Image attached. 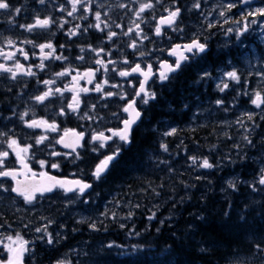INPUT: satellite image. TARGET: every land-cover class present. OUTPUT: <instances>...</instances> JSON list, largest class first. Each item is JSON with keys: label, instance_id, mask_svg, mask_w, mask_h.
Segmentation results:
<instances>
[{"label": "flooded vegetation", "instance_id": "1", "mask_svg": "<svg viewBox=\"0 0 264 264\" xmlns=\"http://www.w3.org/2000/svg\"><path fill=\"white\" fill-rule=\"evenodd\" d=\"M122 1L90 0L88 4L90 11L85 12L78 5L77 11L72 17L67 15V11H71V5L67 4L66 0H45L43 5L38 0H8L11 9L0 10V49L5 52L16 53L12 61H5L0 56V63L14 66L15 61L19 60L25 68L31 66L36 73L35 76L19 75L16 80H12L10 74L0 73V132L16 137L22 147L28 144L33 145L26 159L28 167L32 171L37 173L45 171L59 180L78 179L92 184L90 191H87V194L82 197L78 193H64L57 189L53 193L38 198L33 204H29L31 206L29 211L42 216L39 221L43 222H38L37 226L42 227L50 220L52 221L51 224H48L50 230L53 232L55 229L65 230L64 238L58 243L51 247L43 245L44 250L51 252L46 261L49 264L53 261L52 253L68 239L71 230L68 226L69 223H65V225L60 223L61 213H64L63 216L65 217H68L69 211L71 214L78 212L103 214L105 213L106 201L110 198L109 188L118 194L125 190V184L122 181H125L126 168L124 165L127 162V148H131V146L128 147L129 143L121 145L117 139L116 143L109 142L110 147L100 149L99 152H93L89 143L81 141L84 144V147L78 148L81 159L76 160L74 156L66 158L63 155L58 157L50 155L53 150L61 153L71 151L56 143L64 136L65 130H69L70 134L68 142L65 143H72L74 137L71 130L85 132L87 141H91V133L94 131L122 127L121 121L126 118V114L122 113L121 109L127 100L121 101L118 95L107 97L104 92H125L129 98L135 96L133 87L138 89L139 81L131 77L121 78L112 70L116 68L117 70L130 71V68L123 64L125 58L128 59L131 66L141 63L142 67H145L148 63H153L158 68L159 65L156 62L161 59L174 63L175 57L169 56L167 51L173 45L190 43L194 38L205 43V51L195 55L187 54L191 58L183 64L179 71L172 74L170 79L163 83L159 81L158 77L154 81L150 80L146 87L148 91L156 94L155 99H150L147 104L140 103L138 105V110L141 111L142 116L132 131L131 141L134 139L136 141L141 136V131L144 130L143 119L152 110L157 111L165 106L160 99V91L166 88L167 92H173L181 85L188 94L182 102L183 121L171 122L174 108L170 100L167 102V109L163 110L168 120L165 118L158 119L151 126L146 125L145 129L156 132V144L160 140L159 132L162 133L167 128L170 131L173 128L177 130L172 135V140L175 151L183 149L185 160H183L182 165L185 174L184 180L188 184L189 197L190 184L193 179L199 181L200 190L204 192H207L206 183L214 181L215 190L211 191V194L219 197L224 194L218 186L222 180L236 182L235 179L242 177L257 179L260 175V171L240 170L236 160L239 150L237 145H240L243 150L250 149V151L256 152L263 150L261 154L264 153V144H262L264 141V105L261 108H255L251 103V99L254 97L253 92L258 85L264 87V20L258 19L255 25L247 22V31L237 36L235 30L242 27V24L234 22L240 18L239 11L233 9L231 13H226L225 16L219 14L223 10L222 6L233 2V0H200V8L193 7L196 0H175L176 5L181 9L177 21L172 28L164 26L162 35L156 36L154 32L155 22L162 15H167L164 9L172 7L173 0H160L159 4L156 3V0H151L155 5L154 9H148L141 13L140 18L135 16L133 9H138L140 3H147L149 0H133V4H128L125 0V7H120ZM61 5H65L67 10L61 12ZM258 6H264V0H248V4L242 7L247 11ZM16 8L21 9L20 13L15 12ZM96 12L101 13V26L103 27L105 23L109 25L103 32L94 27H88L97 22ZM37 16L40 18L51 17L55 23L50 24L45 29L36 28L32 32H27L18 27L21 24L33 23ZM81 17H87V19ZM61 20L67 21L63 28L60 26ZM135 23L141 25L143 34L148 36L147 40L141 41L134 32L128 36L122 35L129 27L134 28ZM209 24H212L213 27H209ZM76 25H80L81 29L88 28V31H80L78 35L69 38L68 31L75 28ZM116 25L121 27L117 28ZM229 27L234 31L228 33ZM108 31H115L118 35L109 41L107 39ZM8 38L16 42V47H9L5 44V40ZM25 40H31L35 45L50 41L56 49L55 54L63 55L67 59L55 60L50 58L45 60V69L41 70L35 67L41 62L40 49L34 47L33 44L22 43ZM133 40L137 41L136 49L128 47ZM61 45L64 47L61 48ZM89 45L96 49L103 48L104 52L97 56L95 52L89 50ZM20 47L28 53L29 59L25 60L23 55L17 51V48ZM81 48H84L85 51L81 52ZM48 51L51 50L45 49V52ZM140 52H144L146 55L141 57ZM81 56L83 59H77ZM96 59H103L105 63L108 60L117 63L115 65L109 64L108 71L105 72L101 66L95 64ZM97 68L100 70L95 72L93 82L89 83V78L83 77V74L89 69L95 71ZM64 69H69L70 74L64 77L55 76L56 73L62 72ZM230 71H235L240 79H229L225 73ZM205 73L209 75L205 76ZM77 74H80L82 78L73 82L72 76ZM106 79L108 84L104 85V92L97 93L94 91L96 83H102ZM44 80H55V83L45 86L42 83ZM129 80L131 83L127 82ZM223 83H228L229 87L221 92L217 86L222 87ZM66 85L69 88L90 89L87 93L77 92L81 100L78 111L69 110L65 115H59L61 108L67 109L68 103L72 102L73 92L71 91H65L63 95L56 93L42 103H36L31 99L42 94L48 88L53 90L55 88L64 89ZM112 85H120V87L113 88ZM217 100L223 103L218 105ZM149 103L152 104V110H149ZM238 103L241 106H238ZM92 105H96L95 109H92ZM250 105L253 108L249 107ZM240 109L245 112L246 109H250V113H254V121H250L249 126H247L249 138L253 141L251 147L245 141L239 142L237 139V121ZM13 110L17 115H13ZM25 111L28 112L25 120L44 119L49 123L55 122L58 125V131L45 132L42 128H26L19 119V113ZM85 113L93 118H81ZM114 113L116 114L115 117L113 116ZM155 115L156 113L153 114V116ZM253 124L257 126L255 129H253ZM42 134L47 135L51 143L46 140L42 145L36 146L35 139ZM138 141L137 145L141 146L142 142L139 139ZM0 145H3L0 150L6 149L5 138L0 137ZM117 145H121L119 156L111 163L103 178L95 180L92 176L95 166L104 156L115 151ZM150 150L152 156H158L157 149L152 148ZM193 156L199 160L208 158L214 167L204 169L191 166L189 158ZM40 160H45L48 163L41 168ZM51 163H58L60 167L53 169L50 167ZM6 166L8 169H20V172L24 173L18 177L20 180H24L26 175H30L26 174L25 170L20 167L14 154L10 156ZM213 177H215L214 180ZM0 183L9 189V191L0 189V226L13 228L15 225V198L21 202V205L25 203L22 197H16L10 191L15 183L10 177H0ZM110 203L111 201H108V204ZM8 258L9 256L4 258L0 255V264H7ZM23 264H28L27 257L24 258Z\"/></svg>", "mask_w": 264, "mask_h": 264}, {"label": "trees", "instance_id": "2", "mask_svg": "<svg viewBox=\"0 0 264 264\" xmlns=\"http://www.w3.org/2000/svg\"><path fill=\"white\" fill-rule=\"evenodd\" d=\"M187 95L181 85L173 92L165 88L159 94L165 106L154 111L149 103L152 111L143 119L144 130L127 148L122 183L128 185L127 197L143 205L137 209L132 229L114 222L108 227L106 237L112 243L108 264H264V185L242 177L245 183L235 182V189L224 186L227 193L218 197L211 194L215 185L207 183L204 192L193 179L189 197L185 174L176 162L182 152L170 155L168 149L154 162L150 149L158 148L156 135L145 126L168 120L163 110L170 100L174 108L171 122H182V102ZM162 141L168 148L172 145L171 136ZM238 155L237 166L249 170V154L240 149ZM153 201L157 202L154 211L149 206ZM153 213V219H147Z\"/></svg>", "mask_w": 264, "mask_h": 264}, {"label": "snow or ice", "instance_id": "3", "mask_svg": "<svg viewBox=\"0 0 264 264\" xmlns=\"http://www.w3.org/2000/svg\"><path fill=\"white\" fill-rule=\"evenodd\" d=\"M38 2L43 5L45 3V0H38ZM67 4L71 5V11H67V15L69 17H72L74 13L77 11V6L80 5L85 12L90 11L88 4L90 3V0H66ZM156 3L159 4L160 0H156ZM248 4V0H233V2H229L226 5H223V10L220 11V16H225L226 13H231L233 9H237L240 14L239 20L234 21L237 24H242V27H239L235 30V33L237 36L241 35V33L247 31L248 29V23L250 24H257V20H264V6H258L255 9H249L247 11L244 10L242 7L243 5ZM120 7H125V5H120ZM155 5L149 0L147 3H140L138 9H133L135 16L137 18L141 17V13H144L148 9H154ZM194 8H200V0H196V3L193 5ZM174 8V10H173ZM11 6L8 2V0H0V10H10ZM65 5H61L60 11L64 12L66 11ZM21 9L16 8L15 12L18 14L20 13ZM164 11L167 13L166 16L162 15L158 21H156V27L154 29L156 36H161L162 32L164 30V26H167L169 28H172L177 21V18L179 17L181 13V9L179 6L176 5L175 0H173L172 7L164 9ZM82 19H87V17H81ZM96 23L94 25H89V28L94 27L96 30L103 32L105 28H108V24H104L103 27L101 26V13L96 12L95 13ZM55 23L53 18L51 17H45L40 18L39 16L34 18V22L31 24H21L18 25L19 28L24 29L27 32H32L36 28L45 29L48 28L50 24ZM67 23L65 20L60 21L61 28L64 27V25ZM117 28L121 27L120 25H116ZM209 27H213L212 24H209ZM175 30V29H174ZM80 31L87 32L88 28L81 29L80 25H76L75 28L70 29L67 33L68 37L71 38L73 36L78 35ZM234 30L229 27L227 29L228 33L233 32ZM135 33V36L139 37L141 41L147 40L148 36L143 34V30L141 28V25L139 23H135L134 28L129 27L126 32H123L122 35L128 36L130 33ZM118 35L115 31H108L107 39L109 41H112L114 37ZM22 43L24 44H33L34 47H38L40 49V60L41 62L36 65L35 67L44 70L45 69V60L48 59H55V60H66L67 58L63 55H56V49L54 45L49 41L44 44L35 45L33 41L31 40H25ZM5 44L9 47H16V42L13 41L11 38H8L5 40ZM61 48L64 47V45L60 46ZM89 50L92 52H95L97 56H99L101 53L104 52L103 48L96 49L93 48L91 45L88 46ZM129 48L136 49L137 48V41L133 40L131 44L128 45ZM45 49H49L51 51L45 52ZM206 49V44L201 43L199 39H192L190 43L186 44H175L171 49H168V55L175 57L174 63H169L167 60H158L156 63H158L159 67H155L153 63H148L145 67H142L141 63H136L135 66H131L128 59L125 58L123 61V64L128 66L130 68V71L128 70H117L116 68H113L112 70L117 73L121 78H128L131 77L132 79L139 81V88L133 87V91L135 92V96H132L131 98L128 97V94L125 92H104V85L108 84V80H104L102 83H96L94 91L97 93L104 92V95L107 97L112 96H119L121 101L127 100V103L125 106L121 109L122 113L126 114V118H124L121 123L122 127L119 129H107L105 131H94L91 133V141H87L85 132H75L74 130H71L72 136L74 137V141L72 143H65V136L69 135V130H65L64 136H62L59 140L56 141L57 144L63 145L64 148L70 149L71 151L61 153L57 152L55 150L50 152V155L53 157L58 156H65L73 157L74 159L78 160L81 159L80 153L78 152V148L84 147V144L81 143V141H85L91 145V150L93 152H99L100 149L110 147L109 142L116 143V140L118 139L122 144H128L131 142V134L134 129V127L137 125L138 121L141 119L142 113L138 110V105L140 103L147 104L150 99H155V93L150 92L147 89V85L149 84L150 80L154 81L157 77L161 83L164 81L170 79L171 75L179 71L183 64L188 61L191 57L187 54L195 55L197 53H203ZM17 51L23 55L24 59H29L28 53L22 48H17ZM85 51L84 48H81V52ZM163 51V50H161ZM110 54V52H109ZM16 53L8 51L5 52L3 49H0V56L3 57L5 61H12L14 60ZM139 55L141 57H144L146 53L140 52ZM77 59H83V57H78ZM117 62L108 60L107 63H105V60L103 59H96L95 64L101 66L105 72L108 71V65H115ZM100 69L97 68L95 71L92 69H89L83 74V77H88V82L92 83L93 79L95 77V72L99 71ZM0 73H7L10 74V78L12 80H16L19 75H27V76H35L36 73L33 71L32 67L29 66L28 68H25L23 64L19 62V60H16L14 63V66H9L6 63H0ZM70 74L69 69H64L62 72H58L55 74L56 77H64ZM138 74V75H137ZM205 76H208V73L204 74ZM225 75L231 79V80H239L240 77L237 75L235 71H230L225 73ZM142 77V79H140ZM78 78L80 77V74H77L75 76H72V81L77 82ZM128 83H131V81H127ZM39 83V81H38ZM45 86L51 85L55 83V80H44L42 82ZM113 88H119L120 85H112ZM221 92H223L225 89L229 87L228 83H223V86L220 87V85L217 86ZM65 91H71L73 92L72 96V102L68 103L67 109L61 108V111L59 115H65L67 111H78L81 100L77 94L79 93H87L90 91L88 88H69L67 85L64 89L61 88H55L53 90L52 88H48L46 91H44L40 95H36L32 97L36 103H42L44 102L48 97L55 95L56 93H60L63 95ZM255 98L251 99L252 105H255L257 108H261L262 105H264V99L261 97V92L257 91L254 94ZM216 103L218 105H221L223 102L220 100H217ZM92 109H95L96 105L91 106ZM13 115H17L15 110H13ZM28 116V112L25 111L23 113H19V119L21 122L24 123L26 128L30 129H37L42 128L45 132H57L58 131V125L55 122L49 123L47 120L44 119H31V120H25V117ZM113 116L115 117L116 114L114 113ZM254 113L247 114L246 118L249 121L253 120ZM86 119H92V116H89L88 113H85L83 117ZM237 123L243 124L242 120H238ZM257 127L255 124H253V129ZM176 129L173 128L171 131L164 133L165 136H170L176 133ZM110 133V134H106ZM0 137L5 138L7 147L5 150H0V177L5 178H11L12 181H14V186L11 187L10 191L12 193H15L18 197H22L25 204H33L34 201H36L40 197H44L46 194L53 193L57 189L62 190L64 193H78L79 196H84L87 194V190L92 188V184L86 183L83 180H58L56 177L50 176L47 172L41 171L39 173L32 171L26 162L27 154L29 153V150L33 148L32 144H28L26 146H21L20 141L14 137L9 135L8 133L0 132ZM46 140L51 143V140L47 135H40L35 139V145L39 146L42 145ZM242 140L247 143L249 147L253 146V141L249 138V135H245L242 137ZM262 144H264V141H262ZM121 145H117L115 151L111 152L109 155L104 156L102 160L95 166L92 176L95 180H100L103 178L104 174L109 170V167L111 163L116 160V158L120 154ZM3 145H0L2 147ZM161 149L164 151L168 150V146L166 144L161 143L160 145ZM239 147V145H237ZM15 155L17 162L19 163L20 167L25 170L26 178L24 180H20L18 177L21 174L20 169H8L7 168V162L11 155ZM191 166L193 167H201L204 169H211L214 167V165L208 160V158H203V160H199L197 157H190ZM48 163L45 160H40L39 164L41 168L45 166V164ZM50 167L53 169H57L60 167L58 163H51ZM39 177V179H37ZM258 185H264V168L260 170V175L257 178ZM228 186L235 189L236 184L229 180ZM255 186V185H254ZM0 189L4 191H9L5 187L4 184L0 183ZM87 203V201H85ZM115 215V214H113ZM131 215V213H129ZM155 216V213L152 214V216H149L148 219L151 220ZM84 222V221H81ZM52 221H48L45 223L42 227H38L35 229L37 233H41L42 235L39 237L40 239H43L45 236L47 237V243L49 245L53 244L55 241L53 239V236L51 233L48 232V224H51ZM163 223V221H162ZM88 226L92 228L93 230L96 229V224L94 222H89ZM123 227V225H121ZM58 235L57 238L58 239ZM4 240H7L9 243H4ZM28 241L24 240L19 233H17L15 236L8 235L4 239H0V244L3 245V247L7 250L9 254V258L7 261V264H23V260L25 257V254L29 251L27 248ZM259 247V245L257 246ZM57 264H65L64 261H58Z\"/></svg>", "mask_w": 264, "mask_h": 264}, {"label": "rangeland", "instance_id": "4", "mask_svg": "<svg viewBox=\"0 0 264 264\" xmlns=\"http://www.w3.org/2000/svg\"><path fill=\"white\" fill-rule=\"evenodd\" d=\"M127 2L129 4H133V0H127ZM122 4H126L125 0L122 1ZM134 13V11H133ZM129 14V12H128ZM255 88V87H254ZM263 86H259L256 88V90H254L253 94H255V92L260 91L261 95L263 96L264 99V93H263ZM261 96V97H262ZM255 98V97H253ZM238 106H241L240 103H238ZM255 108H257L255 105H253ZM243 107V106H242ZM251 108H253L251 105L249 106ZM240 115H243L244 113L249 114L250 113V109H246V112L243 109L239 110ZM239 118V117H238ZM248 123H246L247 125ZM244 128V127H243ZM164 133L169 132L170 130L164 129ZM164 133L162 134V137H165ZM243 134V132H242ZM162 141L159 142V145H161ZM163 150V149H162ZM166 153H168V151H164ZM161 155L160 151L158 150V156ZM262 155V154H261ZM203 160V159H202ZM250 160L254 161L253 158H250ZM183 161V160H182ZM260 162L258 163V171H260L262 168H264V153L263 155L260 157ZM242 183H245V181H242ZM29 209L26 206L23 205H15V213H16V217H18L19 219L22 220V223H16V228H5L0 226V239H4L5 237H7L8 235H12L15 236L17 233L20 234V236L26 240V241H30V243L27 245V248L29 249V251L25 254L26 257H28L30 260L33 258V254L34 252H36L38 247H43V245L46 246H53L55 243H58L65 234L59 231L58 229H55L52 234L53 239H54V243L49 245L47 243V237L45 236L43 239H40L39 237L42 235L41 233H37L35 231L36 228L41 227L40 225H32L30 222H28V224H25V222L31 220V221H36L38 220V216H33V214H30L29 212H27ZM116 208L112 209V214L117 213ZM64 213H61L60 216H62V224L65 225L66 222H73V224L71 225L72 228V232L75 234H87L88 232H91L92 230L90 229V227L88 226L89 222H94L96 224V219H90L87 216H83V218L85 219H81L82 217L76 219L73 217H65L63 216ZM108 213H106V218H107ZM126 216V213L124 214ZM40 218V217H39ZM70 218V219H69ZM88 219V220H87ZM84 221V222H81ZM24 226V227H23ZM96 227H98V225L96 224ZM102 230L99 231H94L92 234H99ZM49 232V229H48ZM58 235V239L57 238ZM80 237V236H79ZM83 237V236H82ZM35 242V243H33ZM80 247L79 248H75L73 249V252L70 251L69 253L67 251L62 253V256L59 258L58 261H64L65 264H70L72 263L71 258L74 256H78L74 261L76 262V264H107V253H103L104 250V246L105 244H107L108 246H111V243L108 241L102 242V241H91L90 239H86L83 238L80 240ZM4 243H9L7 240H4ZM76 250V251H74ZM0 255L4 256V258L8 257L9 254L7 252V250L3 247L2 244H0ZM56 261L55 263L52 264H57Z\"/></svg>", "mask_w": 264, "mask_h": 264}, {"label": "bare ground", "instance_id": "5", "mask_svg": "<svg viewBox=\"0 0 264 264\" xmlns=\"http://www.w3.org/2000/svg\"><path fill=\"white\" fill-rule=\"evenodd\" d=\"M246 61V60H245ZM241 64H243V63H241ZM247 64V63H246ZM257 64V63H256ZM248 65H250V64H248ZM257 66V65H256ZM242 67V66H241ZM255 67V66H254ZM260 68V67H259ZM259 68H256V69H259ZM241 69V68H240ZM252 70V69H251ZM259 71V70H258ZM260 72V71H259ZM259 72H256V73H259ZM251 73V72H250ZM246 74H248V73H246ZM220 79V78H219Z\"/></svg>", "mask_w": 264, "mask_h": 264}]
</instances>
